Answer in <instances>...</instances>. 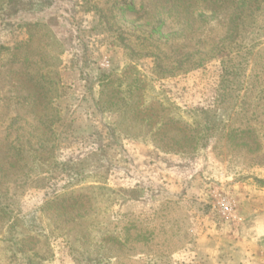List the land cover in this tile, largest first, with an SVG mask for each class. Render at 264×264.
<instances>
[{
    "label": "rangeland",
    "instance_id": "obj_1",
    "mask_svg": "<svg viewBox=\"0 0 264 264\" xmlns=\"http://www.w3.org/2000/svg\"><path fill=\"white\" fill-rule=\"evenodd\" d=\"M7 1L0 164L22 147L38 155L30 152V172L18 180L20 222L0 234V264H264V0L245 4L239 32L210 13L201 18L206 0H35L6 14ZM174 3L197 33L180 25ZM163 23L161 38L152 27ZM227 36L230 57L160 73L158 50L182 53L201 38L210 52ZM109 76L121 81L106 86L105 105ZM153 101L202 132L211 118L206 145L184 154L155 145L160 125L134 114ZM220 196L235 206L232 221L212 208ZM5 234L17 243L1 241Z\"/></svg>",
    "mask_w": 264,
    "mask_h": 264
},
{
    "label": "trees",
    "instance_id": "obj_2",
    "mask_svg": "<svg viewBox=\"0 0 264 264\" xmlns=\"http://www.w3.org/2000/svg\"><path fill=\"white\" fill-rule=\"evenodd\" d=\"M170 1V0H169ZM180 1H187V0H175V2ZM253 1V0H206L207 4L205 8L202 10V16L201 18H207L209 16L208 14L212 15V18H218L219 25H225V26H233V28L237 29L239 32L242 26L244 25L246 19L249 16V13L246 10V3ZM259 0H254V2H258ZM204 2V0H203ZM35 3V0H8L7 4L4 6V11L6 14H13L21 11H29L33 9V5ZM188 6H194L193 4ZM202 7V6H200ZM173 8H176L175 16L178 20H181V24L187 23L188 28L192 30V32L197 33L195 29V19H192L190 21H184L182 20L180 16H178L177 11L180 7L176 3L173 4ZM154 15V10L150 12L151 17ZM151 24V22H149ZM152 25V24H151ZM164 23L160 27H152V30L159 34L161 38H164L163 34V27ZM191 35V34H189ZM229 35V34H227ZM172 36V34L170 35ZM184 36L186 41L188 38L185 35ZM194 38L196 37V34L191 35ZM193 41V39H191ZM178 38H174L171 42L175 43L174 46L178 45ZM228 41V36L225 38H216L214 40V44L212 47H214L210 52L202 51L201 45L203 44V40L199 38L197 42L201 45L199 47H190L184 45V49H186L182 53H175L171 56L168 54H164L163 52H160L159 47L156 46V49L159 51L158 54H155L157 59L159 60V64H161L160 67L164 68L166 67L165 71L162 70L160 73L164 76H172L173 72H175V69L178 68L179 71L182 72H189L191 70L200 68L205 64L209 59H213L215 57H230V53L225 52L226 50V44L225 42ZM225 48V49H223ZM241 52H238L237 54H240ZM161 57V58H160ZM232 60L231 58H227L223 61V68H224V76L223 81L226 79V72L228 71L227 62H230ZM158 70V68H157ZM163 77V78H164ZM132 82L138 84L139 86L142 85L143 81L141 79V76L139 73H135L134 78H131ZM107 84H105L103 87V91L101 92V95H104L105 99L103 100L104 104L106 105L108 103V100L113 97L111 95V92L106 90V86L108 87V84H115L118 81H121L120 79H112L110 76L108 78ZM125 80V77L123 76V79ZM36 86V85H34ZM42 87V86H41ZM39 94H43L45 96V91H39ZM222 95V93H221ZM226 95L229 99V97L232 95L230 91L226 92V88H224L223 97ZM139 94L133 95V103L135 106L139 103L138 99ZM120 102H124V97L119 98ZM135 100H137L135 102ZM222 101V99L220 100ZM224 103V102H219ZM224 105V104H222ZM131 107V106H129ZM136 117L139 118V120L146 121L150 124L160 125V128L157 130V132H154L150 134V140L152 139L153 143L155 145H159V148L166 149V151H171L175 153H188L192 152L193 150L197 149V147L200 145H206L208 139L210 136H212V132L214 127L212 126L211 118L205 120V128L203 129V132L198 129L197 127H194L193 125H189V123H185L181 120H176L170 115V110L164 108L160 102L153 101L152 103H149L146 105L143 109H138L136 107L134 109ZM162 111L163 114L159 113ZM54 113V112H53ZM206 116H215V112L213 111L211 114L210 111H203ZM55 115V113H54ZM57 115V114H56ZM176 127L177 129H175ZM205 132V134H204ZM138 137V136H136ZM42 146V145H41ZM32 152L31 149L26 150L22 147L21 150L15 151V160L14 162H9V166L6 167L2 164H0V234L2 235V231L12 227L14 228L18 223L20 222V219L15 215V193L17 189L19 188L18 180L20 177L27 176L30 172V169L27 168V158ZM33 153V152H32ZM31 153V154H32ZM38 155L37 152H34L32 156ZM26 169V170H25ZM73 198L72 195L68 197V199ZM54 203V202H53ZM7 239L12 241V244L17 243L16 238H14V235H3L1 237V241H6ZM34 254H31L29 257L32 258Z\"/></svg>",
    "mask_w": 264,
    "mask_h": 264
},
{
    "label": "built area",
    "instance_id": "obj_3",
    "mask_svg": "<svg viewBox=\"0 0 264 264\" xmlns=\"http://www.w3.org/2000/svg\"><path fill=\"white\" fill-rule=\"evenodd\" d=\"M212 208L215 212L220 214L224 220L232 221L233 219H235V206L224 196L216 198L212 203Z\"/></svg>",
    "mask_w": 264,
    "mask_h": 264
},
{
    "label": "crops",
    "instance_id": "obj_4",
    "mask_svg": "<svg viewBox=\"0 0 264 264\" xmlns=\"http://www.w3.org/2000/svg\"><path fill=\"white\" fill-rule=\"evenodd\" d=\"M206 260V259H205ZM192 262V264H196V263H199V262H196V260H194V261H191ZM218 264H227L225 261H221V262H217Z\"/></svg>",
    "mask_w": 264,
    "mask_h": 264
}]
</instances>
